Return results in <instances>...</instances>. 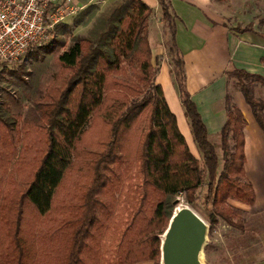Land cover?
I'll use <instances>...</instances> for the list:
<instances>
[{"label":"trees","instance_id":"1","mask_svg":"<svg viewBox=\"0 0 264 264\" xmlns=\"http://www.w3.org/2000/svg\"><path fill=\"white\" fill-rule=\"evenodd\" d=\"M157 1L201 161L155 83L151 7L143 0H114L86 34H73L81 16L99 9L86 6L73 24L59 23L46 41L31 45L12 63L17 69L0 64V73L23 80L21 68L29 58L38 51L55 53L25 112L0 102V264H159V236L177 197L193 204L202 186L210 226L220 216L242 227L228 200L255 202L244 170L246 120L237 106L228 105L218 171L217 147L185 86L175 16L169 0ZM233 29L253 31L250 23ZM229 73L264 83L263 76L245 70ZM238 86L264 131L263 101L253 99L247 82L238 80Z\"/></svg>","mask_w":264,"mask_h":264},{"label":"crops","instance_id":"2","mask_svg":"<svg viewBox=\"0 0 264 264\" xmlns=\"http://www.w3.org/2000/svg\"><path fill=\"white\" fill-rule=\"evenodd\" d=\"M112 1L114 0H69V3L82 10L92 3L99 4L102 9ZM143 1L152 9L149 42L155 66V83L161 85L166 102L176 116L179 130L190 151L197 157L195 153L199 150L187 124L165 45L169 35L160 20L159 3L157 0ZM223 2L169 0L170 10L175 16V41L184 61L186 89L205 124L208 139L210 140L211 135L215 138L220 136L228 105L237 106L243 113L246 120L243 127L245 179L253 186L255 202L246 205L229 199V203L251 214L263 216L264 189L259 186L264 184V131L239 86L229 88L228 72L239 69L264 77V62L261 61L264 58V0ZM231 16L243 20L237 23L240 26L250 23L253 31L236 32L227 23ZM217 142L216 138L215 143ZM260 177H263L262 181L259 180ZM256 232L259 251L249 257L246 264H264V226L259 227Z\"/></svg>","mask_w":264,"mask_h":264},{"label":"rangeland","instance_id":"3","mask_svg":"<svg viewBox=\"0 0 264 264\" xmlns=\"http://www.w3.org/2000/svg\"><path fill=\"white\" fill-rule=\"evenodd\" d=\"M224 0H222L223 2ZM224 3V2H223ZM98 10L92 9L91 13L86 16H81L84 21L77 26H72L73 34H86L91 27L92 21L97 16V14L102 10L98 4ZM249 7V6H248ZM80 16H77V18ZM236 16H231L227 19V23L230 26L238 25V22H242L240 18ZM248 18V17H247ZM75 15L67 18L69 24H73ZM234 19V20H233ZM149 20V24H150ZM153 23V21H152ZM150 28V26H149ZM264 28V27H263ZM150 34V31H149ZM65 37L67 43L70 39ZM55 53H43L38 51L36 57L29 58L24 66L21 68L23 80L18 77H11L7 72L0 73V102H3L7 106L11 107L12 111H22L25 112L30 106L29 96L32 94L33 90L36 88L39 82H41L49 72V66L51 59ZM154 64V63H153ZM9 68L17 69V67L9 63ZM238 80L245 83L247 82L250 86L252 97L255 100H261L264 103V83L256 82L251 79L244 80L239 79L236 75L229 73L228 82L229 88L236 87L238 85ZM264 109V105L262 106ZM262 109V114H263ZM264 116V114H263ZM187 119V124L190 127L189 120ZM191 131V129H190ZM217 138L218 142L215 143ZM213 137L211 135L210 141L216 145V150L219 159V168L221 170L223 165L222 158V149L220 147V136ZM197 158L201 161V155L197 151L195 153ZM260 181L263 180V177L259 178ZM262 190L264 189V184L259 186ZM205 191V186H202L198 190L199 199L193 203L189 204L185 201L184 196L180 195L177 198L179 199L178 203H185L190 205L192 208L197 211V213L206 221L208 225L207 231V241L204 245L202 252V261L203 264H246L249 257L254 255L259 251V245L257 243V232L256 230L259 227L264 226V215L251 214L248 211L243 210L242 208H236V212L240 218V224L242 227L235 228L230 226L223 220L220 216H217V222L212 226L208 221L206 212L203 210L202 206V194ZM229 202V200H228ZM233 206V205H232ZM256 207V206H252ZM255 209V208H253ZM168 225V224H167ZM163 233V232H162ZM162 234H160L161 236ZM159 236V238H160ZM152 261L139 262L137 264H152ZM160 264V258H159Z\"/></svg>","mask_w":264,"mask_h":264},{"label":"built area","instance_id":"4","mask_svg":"<svg viewBox=\"0 0 264 264\" xmlns=\"http://www.w3.org/2000/svg\"><path fill=\"white\" fill-rule=\"evenodd\" d=\"M80 8L69 0H0V64L14 63L46 41L55 25Z\"/></svg>","mask_w":264,"mask_h":264},{"label":"water","instance_id":"5","mask_svg":"<svg viewBox=\"0 0 264 264\" xmlns=\"http://www.w3.org/2000/svg\"><path fill=\"white\" fill-rule=\"evenodd\" d=\"M206 221L185 203H178L160 236V264H203Z\"/></svg>","mask_w":264,"mask_h":264}]
</instances>
